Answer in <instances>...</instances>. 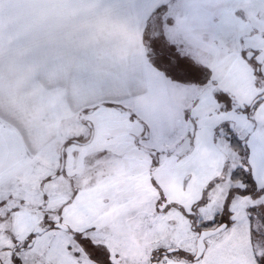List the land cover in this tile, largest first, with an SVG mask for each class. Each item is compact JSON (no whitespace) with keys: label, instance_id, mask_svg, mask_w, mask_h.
<instances>
[{"label":"snow or ice","instance_id":"obj_1","mask_svg":"<svg viewBox=\"0 0 264 264\" xmlns=\"http://www.w3.org/2000/svg\"><path fill=\"white\" fill-rule=\"evenodd\" d=\"M94 8L131 50H64L70 83L39 126L0 109V264H264V14Z\"/></svg>","mask_w":264,"mask_h":264},{"label":"crops","instance_id":"obj_2","mask_svg":"<svg viewBox=\"0 0 264 264\" xmlns=\"http://www.w3.org/2000/svg\"><path fill=\"white\" fill-rule=\"evenodd\" d=\"M39 2V8L26 16L38 20L34 32L26 31L20 44L7 41L0 51V109L18 115L29 126H39L56 108L34 91L32 82L39 79L59 98L63 94L58 89L70 83L73 69L61 56L64 50L115 56L131 50L127 26L99 13L94 0Z\"/></svg>","mask_w":264,"mask_h":264},{"label":"rangeland","instance_id":"obj_3","mask_svg":"<svg viewBox=\"0 0 264 264\" xmlns=\"http://www.w3.org/2000/svg\"><path fill=\"white\" fill-rule=\"evenodd\" d=\"M41 2L39 0H20L19 6L16 5L14 0H7L4 8L5 15L11 17L13 22L6 24L4 29L0 31V51L6 48V42L12 41L20 44L22 42L21 37H26V31L34 32V25L38 21L34 17H26L27 14H33L34 10L39 8ZM241 3L246 7L250 17H254L257 12L264 14V0H241ZM37 27V24L35 25ZM37 34V33H36ZM11 45V44H10ZM13 49V47H8ZM13 51V50H9ZM33 68H36L35 66ZM34 91L40 96H44L45 99L53 106L63 102V98L54 96L53 89L47 88V86L37 79L32 82Z\"/></svg>","mask_w":264,"mask_h":264}]
</instances>
